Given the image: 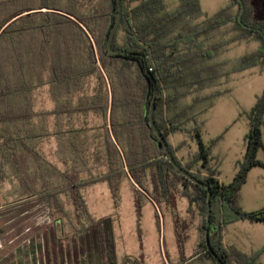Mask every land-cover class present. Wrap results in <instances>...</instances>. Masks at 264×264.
Instances as JSON below:
<instances>
[{
    "label": "trees",
    "instance_id": "trees-1",
    "mask_svg": "<svg viewBox=\"0 0 264 264\" xmlns=\"http://www.w3.org/2000/svg\"><path fill=\"white\" fill-rule=\"evenodd\" d=\"M243 1V21L255 29L239 22V0L229 4L238 6L235 15L213 18L200 0H177L175 7L168 0H0V172L15 181L18 197H45L53 214L69 220L75 235L64 250L63 243L58 247L63 259L75 254L78 264L84 256H97L102 264L138 263L119 262L115 218L96 217L85 196L89 188L107 184L117 209L130 178L138 221L149 196L158 208L159 229L160 213H172L178 264L189 260L186 246L193 229L192 256L202 253L220 264L206 244L208 189L179 172L152 127L157 86L154 119L167 141L176 132L192 133L197 141L199 149L189 161L178 154L184 143L168 144L175 160L211 187L212 247L227 264H261L264 246L249 255L221 240L231 222H264V209L246 211L240 205L250 169L264 167L258 158L264 148V92L248 113L246 153L230 183L210 167L211 146L201 136L205 114L221 94L202 92L231 73L264 69V21L255 20L248 0ZM120 11L112 47L129 53L108 47ZM231 23L239 31L235 38L212 40L214 32ZM251 34L262 46L222 72L220 51ZM42 94L53 108H38ZM90 118L102 119L101 126H89ZM50 138L56 143L55 162L41 149ZM183 199L188 203L184 215L178 205ZM35 248L27 252L32 264L38 263Z\"/></svg>",
    "mask_w": 264,
    "mask_h": 264
},
{
    "label": "rangeland",
    "instance_id": "rangeland-1",
    "mask_svg": "<svg viewBox=\"0 0 264 264\" xmlns=\"http://www.w3.org/2000/svg\"><path fill=\"white\" fill-rule=\"evenodd\" d=\"M200 1L208 18H213L221 13L233 16L238 12L235 13V8L238 10V6H229L231 0ZM168 3L170 7H175L177 0H168ZM262 4L258 5L260 6L257 9L258 17H264V5ZM235 26L232 23L223 26L214 32L215 35L212 40L228 41L235 38L239 32ZM261 46L262 43L255 34L248 35L241 41L229 43L218 55V60L223 62L221 71L229 70L239 57L256 51ZM216 91L221 92V94L214 98L211 108L205 114L201 136L203 142L211 146V153L220 158L224 169L223 179L230 183L232 180H227L229 179V171L237 160L241 162L244 159L246 136L249 132L248 113L256 104L258 97L264 92V69L255 66L231 73L219 79L215 85L206 88L202 94L210 95ZM37 102L38 108H53V103L46 94L39 96ZM88 122L91 127L101 126L102 119L90 118ZM262 138L264 142V126ZM168 141L175 147L184 143L183 146L179 147L178 154L181 153L180 150H187L190 153L192 150L198 151L199 149L196 139L189 132L170 134ZM41 149L49 159L54 162L57 160L54 138L44 140L41 143ZM259 150H264V148ZM3 177L0 172V264H19V259L24 260L23 264H32L31 258L27 257V252L29 248L34 246H36L37 264H63L62 261H65L64 264H69L70 261L72 264H78L75 254L71 260L66 257L63 259L60 255L61 244H64V250L66 244L70 243L72 236L75 235V230L70 225L69 220L61 215L53 214L45 197H18L15 193V181L13 182L12 179L5 180ZM85 196L96 217L102 218L112 215L115 218V236L120 263L127 257L129 258L126 256L127 254L134 253V260L139 264H147L156 256V249L158 253L161 252V246L169 254H174L177 238L175 237L174 241L171 240L173 237L171 232L172 213H167L166 218L160 213L162 220L160 234L158 231L156 232L154 214L150 207H146L142 211V218L138 221L134 211L135 195L130 178H127L123 183L122 201L117 209L113 206V199L107 184L89 188L85 192ZM149 197L148 201L155 203ZM178 205L185 210L188 203L179 201ZM164 222L165 226H163ZM40 244L43 246L42 249L39 247ZM58 247L61 249L59 250ZM166 261L167 264H171L168 260ZM79 264L102 263L97 256L92 258L84 256ZM207 264H211L210 261Z\"/></svg>",
    "mask_w": 264,
    "mask_h": 264
},
{
    "label": "crops",
    "instance_id": "crops-1",
    "mask_svg": "<svg viewBox=\"0 0 264 264\" xmlns=\"http://www.w3.org/2000/svg\"><path fill=\"white\" fill-rule=\"evenodd\" d=\"M248 3L253 9V18L255 20L264 21V17H258L257 15V9L258 7H260L258 5L262 3H263L262 5H264V0H248ZM237 11H238L237 8H235V13ZM180 152L181 153L179 154V156L186 159L185 161H189L191 157L197 152V150H192L190 153H188L187 150H180ZM245 153L243 155V158L245 156ZM258 158L264 161V150H260L258 152ZM239 161L240 160H237L233 168L229 171V179L227 180H233V178L235 177L238 171ZM210 167L218 173V176L222 182L228 183V181H225L223 179L224 169L222 168L220 158L212 153H211ZM207 172H208L207 170L203 169V173L206 174ZM183 202L186 203L184 199L181 201V203ZM240 205L246 211H258L264 209V167L254 166L250 169L247 179L241 189ZM146 207H150L151 210L153 211L155 224H156V232L158 231L160 234V229L158 228L156 223L157 208L155 206V203L148 201L144 205L143 211L144 209H146ZM186 207L185 210H183V208H180L181 214L183 215L186 214ZM134 211L136 213V209ZM164 217L166 218L167 216L165 215ZM163 226H165V222L163 223ZM171 232L173 235L171 240L174 241L176 237L175 236L176 233L174 226V218L172 214H171ZM159 239L161 240V238ZM196 242H197V231L196 229H193L191 231V239L186 246V255L187 257H189V260L186 261L185 264H207L208 261H210L211 264H215L213 263L212 260L203 257L202 253L192 256ZM221 243L223 244V246L232 247L242 253L249 255L253 254L264 246V222L253 221L249 219H241L231 222L227 224L223 230ZM133 254L134 253L127 254L126 256H129L130 260L131 259L134 260L133 258H135V255ZM166 254L169 255L170 257L169 262H171V264L179 263L180 254H179V248L177 242H176V249L173 255L169 254V252L166 249H163V247L161 246V252L158 253L156 249V256L153 257V259L149 261L147 264H167ZM260 263L264 264V252L260 256Z\"/></svg>",
    "mask_w": 264,
    "mask_h": 264
},
{
    "label": "water",
    "instance_id": "water-1",
    "mask_svg": "<svg viewBox=\"0 0 264 264\" xmlns=\"http://www.w3.org/2000/svg\"><path fill=\"white\" fill-rule=\"evenodd\" d=\"M120 1V0H119ZM240 3V12L238 15V20L239 22L242 24V26H244L245 28H251V29H255L254 27L246 24L243 21V12L245 10V3L243 0H239ZM121 10V7H120ZM121 11H120V16L118 21L116 22V24L114 25L110 37H109V41H108V47L112 52L115 53H129L128 50H124V49H114L112 47L113 45V39L115 37L116 31L118 29V25L121 19ZM258 31H261L260 28H257ZM263 37H264V33H263ZM156 94H157V86H156ZM156 94H155V98L153 100V106L150 112V120H151V124L152 127L154 128V130L156 131L158 137L160 138L166 153H167V157L171 160V162L174 164V166L179 170L180 173L186 175L188 178H190L192 181L201 184L203 186H205L208 189V214H207V228H206V244H207V248L210 251V253L212 254V256L220 263V264H227L226 262H224L221 257L217 254V252L214 250V248L211 245L210 242V225H211V213H212V204H211V200H212V190L209 184H207L205 181L198 179L197 177H195L194 175H192L191 173H189L186 169H184L174 158L170 148H169V144L168 141L166 139V137L164 136V134L162 133V131L158 128L155 119H154V105H155V101H156ZM150 198V197H149ZM151 200H153L152 198H150ZM127 264H131V263H127Z\"/></svg>",
    "mask_w": 264,
    "mask_h": 264
}]
</instances>
